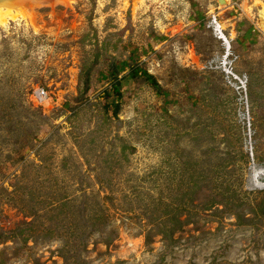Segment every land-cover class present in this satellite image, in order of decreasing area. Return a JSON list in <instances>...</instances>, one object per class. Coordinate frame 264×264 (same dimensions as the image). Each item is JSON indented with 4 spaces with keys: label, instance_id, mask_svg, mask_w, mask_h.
Returning <instances> with one entry per match:
<instances>
[{
    "label": "rangeland",
    "instance_id": "obj_1",
    "mask_svg": "<svg viewBox=\"0 0 264 264\" xmlns=\"http://www.w3.org/2000/svg\"><path fill=\"white\" fill-rule=\"evenodd\" d=\"M46 1L0 26V264H264V0ZM130 60L165 94L114 118Z\"/></svg>",
    "mask_w": 264,
    "mask_h": 264
},
{
    "label": "trees",
    "instance_id": "obj_2",
    "mask_svg": "<svg viewBox=\"0 0 264 264\" xmlns=\"http://www.w3.org/2000/svg\"><path fill=\"white\" fill-rule=\"evenodd\" d=\"M108 76L110 78V88L106 89L102 92V98L104 100L111 99V102L109 104L104 105V109L106 112L111 110L112 116L114 118L118 117V114L120 112V100L122 98V86L126 80H132V79H140L145 84H147L151 89H153L157 94L164 95L165 92L163 91L161 85L156 80V78L150 74L146 69L141 68L138 64H136L133 60H130L129 63H115L111 62L110 66L107 68ZM125 73V74H124ZM89 85V72L86 73L85 78V87L88 88ZM258 193H261L264 195V191H259ZM226 201H223V203H219L218 205L223 207V209H227V211L233 216L236 220L240 221L244 219V213L238 212L241 207H238V199L235 196V193H233L230 197H227L225 199ZM250 214H256L259 212L264 216V196L261 195V198L259 199V203H257L255 209L252 207H248ZM257 210V212H256ZM13 237L11 235H7L6 233L2 232L0 230V239H2L1 242H7V240L12 239ZM162 238L166 239L169 238V234L167 231H164L162 233ZM2 244V243H1Z\"/></svg>",
    "mask_w": 264,
    "mask_h": 264
},
{
    "label": "bare ground",
    "instance_id": "obj_3",
    "mask_svg": "<svg viewBox=\"0 0 264 264\" xmlns=\"http://www.w3.org/2000/svg\"><path fill=\"white\" fill-rule=\"evenodd\" d=\"M56 3L66 4V0H55ZM38 5H50L46 0H0V26L9 22L28 17L34 21V14L29 12ZM34 18V19H33Z\"/></svg>",
    "mask_w": 264,
    "mask_h": 264
},
{
    "label": "built area",
    "instance_id": "obj_4",
    "mask_svg": "<svg viewBox=\"0 0 264 264\" xmlns=\"http://www.w3.org/2000/svg\"><path fill=\"white\" fill-rule=\"evenodd\" d=\"M226 5L230 7L236 13H242V4H240V0H227Z\"/></svg>",
    "mask_w": 264,
    "mask_h": 264
},
{
    "label": "water",
    "instance_id": "obj_5",
    "mask_svg": "<svg viewBox=\"0 0 264 264\" xmlns=\"http://www.w3.org/2000/svg\"><path fill=\"white\" fill-rule=\"evenodd\" d=\"M217 2H218L219 5H226L224 0H217Z\"/></svg>",
    "mask_w": 264,
    "mask_h": 264
}]
</instances>
